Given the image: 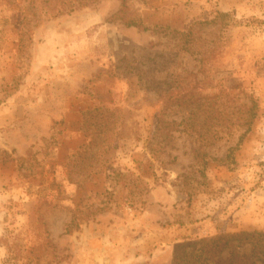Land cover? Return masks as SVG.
<instances>
[{"label":"rangeland","instance_id":"1","mask_svg":"<svg viewBox=\"0 0 264 264\" xmlns=\"http://www.w3.org/2000/svg\"><path fill=\"white\" fill-rule=\"evenodd\" d=\"M76 2L0 0V264H174L264 231V0ZM247 96L231 163L241 129L202 138Z\"/></svg>","mask_w":264,"mask_h":264},{"label":"trees","instance_id":"2","mask_svg":"<svg viewBox=\"0 0 264 264\" xmlns=\"http://www.w3.org/2000/svg\"><path fill=\"white\" fill-rule=\"evenodd\" d=\"M76 2L80 5H86L88 2ZM87 1V0H85ZM122 6L125 3L122 2ZM122 10H120L121 13ZM227 14H221L220 17H225ZM237 23L236 20H234ZM238 22H241L239 20ZM126 26L138 27L141 30L148 29L137 19H126L123 21ZM175 31V30H173ZM176 33L184 37V43L189 46H183L185 51H191L192 47H199L197 41L192 36L190 29L187 31H178ZM208 49L204 52L207 54ZM248 105L240 104L238 109L233 112L235 116L232 118L230 127L224 125L229 121L226 119V114L223 112V123L220 124L221 128L215 132H211L208 136H203V140L210 144L217 139L224 136H232L236 130L241 129L237 142L234 147L227 149L224 159L226 161L234 162L233 151L243 142L245 136L251 131L252 124L257 117V104L252 96H247ZM213 117L208 116L206 121H211ZM104 129V128H103ZM97 139L106 137L101 131L96 134ZM228 162V163H230ZM174 256V264H264V231H240L235 233L220 234L213 238L201 239L193 242L191 245H186Z\"/></svg>","mask_w":264,"mask_h":264}]
</instances>
